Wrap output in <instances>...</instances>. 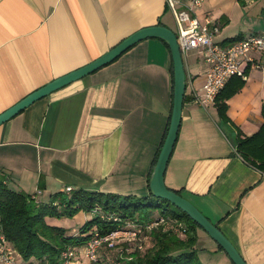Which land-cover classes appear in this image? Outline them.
Instances as JSON below:
<instances>
[{
  "label": "crops",
  "instance_id": "crops-1",
  "mask_svg": "<svg viewBox=\"0 0 264 264\" xmlns=\"http://www.w3.org/2000/svg\"><path fill=\"white\" fill-rule=\"evenodd\" d=\"M166 6L165 0H0V112L141 27L171 28ZM207 8L197 15L211 17ZM212 17L219 30L227 21ZM190 50L194 57L183 58L185 95L165 183L214 222L248 264H264V172L235 150L237 137L254 133L264 121V54L252 53L261 66L248 68L244 86L227 99L229 120L223 121L215 103L203 107L196 100L207 65L198 49ZM173 84L167 43L158 37L136 42L0 124V171L14 188L39 189L44 201L67 186L150 196ZM65 218L53 222L64 225ZM79 226L71 225V232ZM197 245L218 255V261L202 263L234 264L201 227Z\"/></svg>",
  "mask_w": 264,
  "mask_h": 264
},
{
  "label": "trees",
  "instance_id": "trees-1",
  "mask_svg": "<svg viewBox=\"0 0 264 264\" xmlns=\"http://www.w3.org/2000/svg\"><path fill=\"white\" fill-rule=\"evenodd\" d=\"M244 84L245 78L232 76L216 96L215 106L223 121L229 120L227 99ZM235 150L245 161L264 172V121L254 133L239 135ZM8 180V175L0 171V228L18 264H61V251L68 245L80 250L79 246L96 229L106 233L125 227L126 220L143 225L160 218L163 220L148 232L143 249L124 251L122 255L116 249H104L100 259L106 264H204L196 254L197 227L200 226L180 209L178 213L148 201L156 198L158 202L171 205L166 199L72 188L56 192L53 198L44 201L14 188ZM144 205L151 209L143 213ZM81 211L90 218L76 231L71 232L70 227L53 222ZM127 254H131V259L127 260Z\"/></svg>",
  "mask_w": 264,
  "mask_h": 264
},
{
  "label": "built area",
  "instance_id": "built-area-1",
  "mask_svg": "<svg viewBox=\"0 0 264 264\" xmlns=\"http://www.w3.org/2000/svg\"><path fill=\"white\" fill-rule=\"evenodd\" d=\"M165 2L176 21V36L181 52L198 49L207 65L202 93L196 96L201 106L214 104L216 96L232 76L246 78L250 66H261L252 53L264 54V30L251 32L229 42L217 41L213 36L219 30L215 19L209 15L203 18L197 15L202 0H165ZM71 189V186L65 188L66 191ZM40 193L38 189L31 196L37 198ZM162 220L163 218L149 220L143 225L126 220L125 227L112 229L106 233H100L96 229L88 240L79 246L80 250H76L71 245L63 249L60 253L61 264H78L80 258L86 259L90 264H106L100 259L104 249H116L120 254L124 251L130 253L135 249H143L148 232ZM126 256L127 260L131 259V254ZM0 264H18L6 244L1 228Z\"/></svg>",
  "mask_w": 264,
  "mask_h": 264
},
{
  "label": "water",
  "instance_id": "water-1",
  "mask_svg": "<svg viewBox=\"0 0 264 264\" xmlns=\"http://www.w3.org/2000/svg\"><path fill=\"white\" fill-rule=\"evenodd\" d=\"M158 37L164 40L171 53L173 63V106L168 129L160 147L158 156L149 177L150 194L171 202L181 211L193 219L216 243L225 251L234 264H248L233 242L212 222L195 204L175 189L165 183V170L172 153L181 122L183 99L186 88V69L176 32L163 24H153L141 27L124 37L110 49L91 61L59 75L40 87L32 90L24 97L0 112V124L18 114L34 101L50 94L52 91L95 71L99 67L111 62L136 42L148 38Z\"/></svg>",
  "mask_w": 264,
  "mask_h": 264
},
{
  "label": "rangeland",
  "instance_id": "rangeland-1",
  "mask_svg": "<svg viewBox=\"0 0 264 264\" xmlns=\"http://www.w3.org/2000/svg\"><path fill=\"white\" fill-rule=\"evenodd\" d=\"M208 7V8H207ZM264 7V0H202L201 6L197 9L200 11L203 8H207L210 11L212 16H217L219 18L226 17L227 21L220 27L218 32L213 34L215 39H221L223 36L229 34H243L248 35L252 31L264 30V16L262 8ZM211 16V17H212ZM165 18L169 20L171 29L177 31V26L172 17V13L168 10L165 13ZM214 19V17H212ZM183 58L188 59L193 58L191 50L182 53ZM58 192V191H57ZM67 194V193H66ZM41 197V194L38 196ZM44 198L47 199L48 195H44ZM152 204L160 203L163 207H168L171 210H175L178 213L180 212L173 204L166 205L164 202L157 201L155 198L148 200ZM151 209L149 206H142L143 213ZM90 215L87 218L84 217V213L78 212L73 217H67L64 221V226L70 227L74 224L81 225L85 220L89 219ZM196 254L199 259L210 258L213 261H218V255L212 251L201 249L199 245L196 247ZM78 264H90L86 259L80 258Z\"/></svg>",
  "mask_w": 264,
  "mask_h": 264
}]
</instances>
